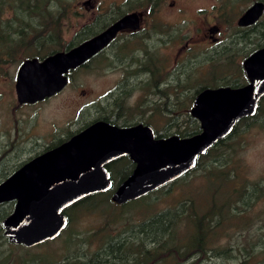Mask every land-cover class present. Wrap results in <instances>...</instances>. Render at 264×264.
Returning a JSON list of instances; mask_svg holds the SVG:
<instances>
[{
    "label": "rangeland",
    "instance_id": "obj_1",
    "mask_svg": "<svg viewBox=\"0 0 264 264\" xmlns=\"http://www.w3.org/2000/svg\"><path fill=\"white\" fill-rule=\"evenodd\" d=\"M86 1L80 0L74 6L77 12L65 21L66 41L72 40L81 28L93 23L96 18L109 20L119 9L130 10V5H135L131 10L142 14L141 30L134 34L123 32L115 46L102 54L101 62L96 59L71 70L70 81L62 90L35 103H19L17 99L16 75L23 58L0 69V181L6 173L59 142L70 131L77 130L103 113L117 111L111 105L117 96L115 89L118 84L121 92L129 90L121 109L132 116L133 121L143 119L157 134L172 123L174 114H178L177 121L171 125L182 123L181 126L186 127L188 112L193 104V87L213 79L219 82L246 79L244 69L241 71L238 68L239 62L247 50L263 40L254 30L249 37L234 34L238 17L254 0H153L159 2L153 10L148 0ZM142 1L146 6H142ZM228 18L233 22H227ZM213 25L220 27V31L214 33L218 36L217 42L209 35V28ZM144 35L147 45L141 39ZM125 38H132L129 41L132 50L127 54L117 50L118 44ZM232 38L233 43L229 42ZM225 44L229 47L226 48ZM146 48L154 49V54L159 51L164 57L160 79H150L151 72L136 73L133 69L136 63L126 65L122 62L134 59V56L143 58ZM114 49L119 52V60L105 59V54H111ZM231 62L233 65L230 66ZM157 81L163 93L158 90ZM166 96L173 101L180 98L176 101L179 104L176 113L165 114L166 107H169V103L165 102ZM169 130L175 132V128ZM229 141L237 151H230L233 159L229 158L225 169L237 173V187H241L245 179L252 182L263 178L264 110L252 125L242 122L240 131L234 133ZM205 174L204 169H197L173 184L169 191H157L153 211L178 207L182 201V204H187L185 199L188 197H193L198 206L206 205L208 198L212 202L214 190L208 192L209 195L206 192L208 177ZM10 203L15 204L13 200ZM114 204L106 198L95 205L87 202L68 208L71 216L68 227L58 237L34 246L14 244L7 236L0 238V255H8V264H76L86 261L103 245L108 235L123 230V221L109 219ZM232 204L235 205V202ZM137 207L143 209L147 206ZM132 213L134 221L141 216L139 210ZM251 214L260 215L251 226L243 228L242 223L239 224L240 217H230L223 227L219 243L232 246L231 257L211 253L196 264H235L244 258L243 251L240 252L238 247L247 246L248 237L256 239L264 234V199L256 203ZM178 229L180 236L187 231L182 223ZM263 257L257 256L251 262L264 264ZM174 260L166 255L158 262L149 260L148 264H174Z\"/></svg>",
    "mask_w": 264,
    "mask_h": 264
},
{
    "label": "water",
    "instance_id": "obj_2",
    "mask_svg": "<svg viewBox=\"0 0 264 264\" xmlns=\"http://www.w3.org/2000/svg\"><path fill=\"white\" fill-rule=\"evenodd\" d=\"M263 13L264 1L255 0L238 24H252ZM140 26V13L130 11L69 49L23 59L15 83L19 103H35L56 94L68 83L71 69L107 46L121 30ZM243 65L248 82L208 86L195 95L190 112L201 125L196 133L160 136L147 123L119 125L97 119L23 162L0 181V203L15 201L2 220L5 235L25 246L56 238L69 222L65 209L87 195L114 189L112 200L122 204L195 168L200 155L229 135L240 118L258 110L264 95V46L247 56ZM126 154L135 167L115 186L107 164Z\"/></svg>",
    "mask_w": 264,
    "mask_h": 264
},
{
    "label": "trees",
    "instance_id": "obj_3",
    "mask_svg": "<svg viewBox=\"0 0 264 264\" xmlns=\"http://www.w3.org/2000/svg\"><path fill=\"white\" fill-rule=\"evenodd\" d=\"M79 1L80 0H0V69L6 64L18 62L22 58L25 59L35 56L43 58L55 51L67 49L102 30L110 22L129 10L119 9L116 15L112 16L109 20L103 19L100 21L96 18L93 23L81 28L72 40L66 41L64 38V23L70 15L77 12L74 6L77 5ZM148 1L151 4L152 10L154 5H158L159 3L153 0ZM144 2L145 1L141 2L142 6H146ZM130 6L132 7L130 9H133L135 5ZM227 22H233V19L228 18ZM237 28L240 29L241 27L239 26ZM145 36L146 35L142 36L141 39L143 43L147 45V43L144 42ZM130 40H132V38H125V40L118 44L117 50L124 54L130 53L132 50L130 49ZM143 43L141 42L144 47ZM113 46H115V43L110 45L109 48ZM114 50L116 51V49ZM148 50L149 49L146 48L145 52L148 53ZM105 52L106 51L100 55L102 56ZM149 52L153 59L154 53L152 52H154V49H150ZM104 58L110 60L113 59V55L112 53H107ZM134 58L138 60L137 66L133 68L136 73L139 71H147L151 72L150 79H160L162 67L154 63H148L146 58L144 59L136 56H134ZM88 64L89 63L85 65ZM231 65H233V62L230 63V66ZM238 68H240L241 71L244 69L241 61L239 62ZM247 80V78H237L224 79V81L219 82L218 79H213L212 82L198 83L193 87V100L195 95L204 87L225 84L238 86L246 83ZM179 99L180 98H177L173 101L170 96H166L165 102L169 103V107H166L167 111H165V114H173L178 111L179 104L176 101ZM123 102L124 100L120 99L111 105L113 109L118 110V112L113 115V118H111L112 112L103 113L98 118H105L115 123L123 122L130 124L135 122L132 116L124 113L121 109ZM262 110H264V95L260 100L256 114L240 118L229 135L220 139L206 153L200 155L195 168L180 178L162 185L138 199L118 204L112 200L111 190L89 194L73 204L71 208L75 205L87 202L95 205L97 202H100V200L103 202V200L107 198L112 204L115 203L114 207L110 210L112 215L109 219L111 221H123V224H121L123 227L122 231L119 229V232L115 235H108L103 245H101L88 260L76 264H148L149 260L155 259L156 262H158L164 259L166 255L175 259L174 264H196L209 257L211 253L214 256L231 257L233 255L232 246L230 244L221 245V243H219L221 239L220 236H222L224 232L223 227L230 217H240L241 222H239V224L242 223L243 228L249 225L251 226L252 223L256 222V219L260 217V215H252L251 211L259 200L264 199V177L252 182L245 179L242 186L237 187V173L229 170L226 171L225 169L227 165L226 162L230 161L229 158L233 159V155L229 154L230 151H237V149L230 144L229 140L234 133L240 131V124L242 122L244 125H252L257 120ZM178 116V114L173 115L171 124L177 121ZM188 118L189 122L185 123V125L187 124L186 127H182V123H177L174 126L168 124L161 129L162 131H157V134L160 136L173 134L170 132L172 130H169V128H175V130H173L175 131L174 133L181 136L200 131V122L190 111L188 112ZM140 120L144 121L143 119ZM21 164L22 163L12 171L6 173L3 178L12 173ZM120 164L125 165L122 168H129L126 170L128 173H130L133 165L128 157H121L117 160V166H111L115 186L121 181V179L118 178L119 172L116 170V168H119ZM200 168L205 170V175L208 177L205 188L206 192L210 193L214 190L212 202L209 201L208 198V200L205 201L207 202L206 205L198 206L193 197H188V199H185L187 200V204H182V201L178 207H169L164 210L153 211V205L158 197L156 194L157 191H169L173 184L184 180L187 176ZM116 179H118L117 183ZM233 202H235V205L232 204ZM137 206L147 207L139 209L140 207ZM13 208L14 205L11 204L10 201L0 203V238L6 237L2 220L6 215L12 212ZM134 210H139L141 214L137 221H134L135 217L132 213ZM181 223L185 224L187 227V231L183 236L179 235L178 229ZM247 242V246L241 245L238 247L240 252L243 251L244 258H240L235 264H256L251 261L257 256H264V234L259 235L256 239L248 237ZM7 262L8 255L3 257L0 255V264H8ZM220 264L226 263L222 262Z\"/></svg>",
    "mask_w": 264,
    "mask_h": 264
},
{
    "label": "flooded vegetation",
    "instance_id": "obj_4",
    "mask_svg": "<svg viewBox=\"0 0 264 264\" xmlns=\"http://www.w3.org/2000/svg\"><path fill=\"white\" fill-rule=\"evenodd\" d=\"M255 1V0H254ZM253 1V2H254ZM264 1V0H263ZM86 2H90V0H87ZM246 10V9H245ZM244 10V11H245ZM130 11H134V10H128V11H126L125 13H123V14H121L119 17H121L122 15H124V14H126V13H128V12H130ZM138 11V10H137ZM243 11V12H244ZM139 12V11H138ZM242 12V13H243ZM140 13V12H139ZM241 13V14H242ZM241 14H240V16H241ZM140 16H141V19H142V14L140 13ZM239 16V17H240ZM118 17V18H119ZM239 17H238V19H239ZM118 18H116V19H118ZM115 19V20H116ZM238 19H237V25H238V27L240 26L241 28L240 29H236L235 30V33L234 34H238V33H241L242 34V36H250V32L251 31H255L256 32V34L258 35L259 34V37H260V39H262L263 38V40H259L258 42H257V44L256 45H254L253 47H251L249 50H247L244 54H243V60L241 61L242 62V64H243V61H244V59L247 57V56H249L252 52H254L255 50H257V49H259V48H261V47H263L264 46V13L261 15V17L258 19V20H256L254 23H252V24H249V25H245V26H242V25H239L238 24ZM115 20H113V21H115ZM112 21V22H113ZM112 22H110L109 24H111ZM108 24V25H109ZM107 25V26H108ZM141 26H142V23H141ZM141 26H140V28H137V29H132V28H126V29H123V30H121L118 34H117V36L107 45V46H105L103 49H101L100 51H98L95 55H93L91 58H89L88 60H86L82 65H85V64H87V63H90L91 61H93V59L94 58H96V57H98V58H96V59H98V61H100L101 62V53H103L104 51H107L108 50V48H109V46L110 45H112L113 43H116V41H118V39H119V36L123 33V32H129V33H137V32H139L140 30H141ZM212 28H213V30H212ZM104 29V28H103ZM220 31V27H218L217 25H213V26H211L210 28H209V32H210V37L214 40V41H218V36H216V35H214V33L215 32H219ZM99 32V31H98ZM97 33V32H96ZM95 33V34H96ZM94 35V34H93ZM92 36V35H91ZM89 38V37H88ZM231 38V37H230ZM87 38H85V39H83V40H86ZM162 39V38H161ZM82 40V41H83ZM82 41H79L78 43H80V42H82ZM229 42H234V38H232ZM229 42H227V44H229ZM78 43H76V44H78ZM76 44H74L73 46H75ZM230 45V44H229ZM229 45H224V46H226V48H228L229 47ZM73 46H71V47H73ZM224 46H223V49H224ZM71 47H69V48H71ZM69 48H67V49H69ZM150 50V49H149ZM149 50H148V53H146L145 52V55L143 56V58L145 59L146 58V60L148 61V63H154V64H157V65H159L160 67H164V57L161 55V53L158 51L157 52V54L155 53L154 54V58L152 59V57H151V55H150V52H149ZM118 54H119V52L118 51H113L112 52V55H113V59L114 60H116V62H117V60H119L118 59ZM95 59V60H96ZM123 63H125L126 65L127 64H137L138 63V60H136L135 58L134 59H127V60H125V61H122ZM82 65H80V66H82ZM79 67V66H78ZM77 68V67H76ZM243 68H244V65H243ZM245 71V70H244ZM162 72V70L160 71V73ZM69 73H70V71H69ZM69 73H68V79H69V81H70V77H69ZM246 74V73H245ZM246 77H247V75H246ZM247 79H248V77H247ZM68 81V82H69ZM246 82H248V80L246 81ZM68 84V83H67ZM117 90V91H116ZM158 90L160 91V92H162L163 93V90H162V88H161V86H159L158 87ZM115 91H116V94H117V96L114 98V101H113V103H115V102H117L118 100H120V99H122V100H124V98L127 96V93L129 92V90L128 89H125L123 92H121V89H120V86H119V84L117 85V88L115 89ZM111 114H112V118H113V115H115L117 112H118V110L117 111H114V110H111ZM102 115V114H101ZM97 119H105V118H96V119H94V120H92V121H89V122H87L85 125H83V126H81L80 128H78L77 130H74V131H70V133H69V135H67L65 138H62L59 142H56L54 145H52V146H50V147H53V146H56V145H58V144H60V143H62V142H64L65 140H67V139H69L72 135H74L75 133H77V132H79V131H81L83 128H85L86 126H88L90 123H92L93 121H95V120H97ZM106 120H108V119H106ZM108 121H110V122H112V123H115V122H113V121H111V120H108ZM138 122H143V123H145L144 121H141V120H138V121H135V122H133V123H130V124H126V123H123V122H118V123H115V124H119V125H131V124H135V123H138ZM148 124V123H147ZM49 147V148H50ZM121 157H128L131 161H132V159L130 158V156L129 155H122V156H119V157H117V158H115V159H113L112 161H110L108 164H107V166H108V168H109V170H110V173H111V176H112V167L111 166H117V160L118 159H120ZM120 163H124V162H120ZM132 163H133V165H132V167H131V170H130V173L132 172V170L134 169V167H135V162L134 161H132ZM123 166H125V165H123V164H120V166H119V168H116V170H118V178L119 179H121V181L122 180H124L130 173H128V171H126V170H128L129 168L127 167V168H122ZM120 170V171H119ZM112 179H113V176H112ZM120 181V182H121ZM114 185H115V183H114ZM118 185V184H117ZM116 185V186H117ZM112 190V193H113V191H114V189H110V190H108V191H111ZM101 192H107V191H101ZM152 192V191H151ZM150 193V192H149ZM112 197V196H111ZM138 199V198H137ZM134 200V199H133ZM14 201V200H13ZM79 201V200H78ZM129 201V200H128ZM15 202V201H14ZM77 202V201H76ZM75 202V203H76ZM127 202V201H126ZM75 203H73V204H75ZM125 203V202H124ZM73 204H71L70 206H68L66 209H65V212H66V214L68 215V218H69V222H68V225H69V223H70V215H69V212H68V208H70ZM118 204H120V203H118ZM123 204V203H122ZM68 225L66 226V228L68 227ZM66 228H64L63 230H62V232L66 229ZM61 232V233H62ZM60 233V234H61ZM59 234V235H60ZM58 235V236H59ZM57 236V237H58ZM54 239V238H53ZM48 240H50V239H48ZM48 240H46V241H48ZM46 241H44V242H46ZM41 243H43V242H41ZM38 244H40V243H38ZM35 245H37V244H35ZM32 246H34V245H32ZM80 264H82V263H80Z\"/></svg>",
    "mask_w": 264,
    "mask_h": 264
}]
</instances>
